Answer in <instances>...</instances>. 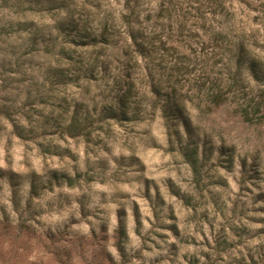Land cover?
Returning a JSON list of instances; mask_svg holds the SVG:
<instances>
[{"label": "rangeland", "instance_id": "rangeland-1", "mask_svg": "<svg viewBox=\"0 0 264 264\" xmlns=\"http://www.w3.org/2000/svg\"><path fill=\"white\" fill-rule=\"evenodd\" d=\"M138 1L0 0V264H264V0Z\"/></svg>", "mask_w": 264, "mask_h": 264}, {"label": "trees", "instance_id": "trees-1", "mask_svg": "<svg viewBox=\"0 0 264 264\" xmlns=\"http://www.w3.org/2000/svg\"><path fill=\"white\" fill-rule=\"evenodd\" d=\"M130 1L131 0H124V6L129 10V12L122 14V17L124 18V21L127 23V25L130 26L134 21L133 19H135V23L137 24H141L143 22L150 23L152 20L151 11L149 9H145L147 12L145 15L143 14L142 18L140 19L143 9L138 8L139 1L135 0L136 4H134V2L131 4ZM213 2L215 3V10L210 11L215 13L217 11L219 15L224 14L226 16L227 6L225 0H213ZM158 8V11L161 13L164 11L171 12L172 10H175L173 5H170L169 3L165 5L163 1L159 2ZM204 11V4L199 3V5L188 8L187 13L189 14V17L192 18L193 22L194 20H199L204 27V25H206L207 19L205 16L206 12ZM149 33L146 32L145 28H143L141 31L134 30L132 27L128 29V36H130L131 40L136 46L142 45L141 42L137 41V37L147 40V43L151 46L155 36H151ZM109 35L110 33L108 32L107 36L104 38V41H108ZM202 35L207 38V41L211 43L213 47H217L219 49V54L226 57L227 63H234L238 69L245 70L254 80L264 86V54H262L257 48L255 40L247 37L249 35H245L244 33H241L240 35H232V33H230L228 30H223L222 28L216 29L215 27L206 29L204 32H202ZM93 41H97V39H93ZM98 41L100 42L101 40ZM228 69L230 71L231 67H228Z\"/></svg>", "mask_w": 264, "mask_h": 264}]
</instances>
